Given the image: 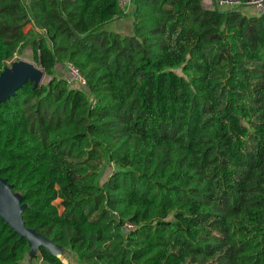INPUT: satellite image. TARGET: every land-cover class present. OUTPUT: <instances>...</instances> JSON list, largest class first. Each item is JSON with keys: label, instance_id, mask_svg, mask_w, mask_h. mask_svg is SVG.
<instances>
[{"label": "trees", "instance_id": "trees-1", "mask_svg": "<svg viewBox=\"0 0 264 264\" xmlns=\"http://www.w3.org/2000/svg\"><path fill=\"white\" fill-rule=\"evenodd\" d=\"M204 5L133 0L123 36L118 0H0V72L30 46L49 78L0 106L28 227L101 264H264V12ZM37 248L0 215V264H71Z\"/></svg>", "mask_w": 264, "mask_h": 264}, {"label": "water", "instance_id": "water-1", "mask_svg": "<svg viewBox=\"0 0 264 264\" xmlns=\"http://www.w3.org/2000/svg\"><path fill=\"white\" fill-rule=\"evenodd\" d=\"M204 7L206 6L204 5ZM45 75L42 67L27 61L14 62L11 66L4 67L0 72V106L15 95L28 81H32L34 87L41 84ZM25 207L20 195L13 192L12 185L7 178L0 174V215L2 219L8 222L21 236L28 238L32 246V253L34 252L33 247L43 245L49 252L58 255L56 252L58 244L26 225L23 216Z\"/></svg>", "mask_w": 264, "mask_h": 264}, {"label": "rangeland", "instance_id": "rangeland-1", "mask_svg": "<svg viewBox=\"0 0 264 264\" xmlns=\"http://www.w3.org/2000/svg\"><path fill=\"white\" fill-rule=\"evenodd\" d=\"M208 2H210V0H208ZM210 4V3H209ZM245 13L247 15H251L252 13L250 12L249 9H245ZM134 17L132 14L127 13V15H124L122 17L117 18L116 20H114L112 23H110L108 25V28L114 32L120 33L123 36H132L135 34V27H134ZM30 30V26L27 25L24 27V32L27 33ZM12 60V64L14 62H19V61H27V62H31L34 65L41 67L40 65H38L36 63V61L34 60L33 57V51L32 48L30 46H27L25 48L19 49L16 54L14 55V57L11 59ZM11 64V65H12ZM59 75L64 76L66 74V70L65 67L63 65L59 66ZM49 78L47 75H45L41 81V83L48 81ZM95 103V102H94ZM114 168V164L113 163H107L104 167V171H103V175L101 177V182L103 183L111 174V171ZM115 168L117 169V166L115 164ZM57 203L61 202V199H57L56 200ZM62 210V208H61ZM57 250L56 252L58 253V257L62 260L63 263H67L66 259H64V255L67 256L68 261H71V264H101L99 263L97 260L87 257V256H83L79 253H76L75 251L71 250L70 248H65L62 249V247L60 245H57ZM33 251L37 252L38 248L35 246L33 247ZM55 251V250H52ZM31 256V255H30ZM24 258L23 264H26L29 261V257ZM40 263V261H39ZM38 263V264H39ZM40 264H48L45 261H41Z\"/></svg>", "mask_w": 264, "mask_h": 264}, {"label": "built area", "instance_id": "built-area-1", "mask_svg": "<svg viewBox=\"0 0 264 264\" xmlns=\"http://www.w3.org/2000/svg\"><path fill=\"white\" fill-rule=\"evenodd\" d=\"M119 6L123 13L127 14L133 10V0H118ZM215 6L223 10L241 9L245 13V9H249L252 14L258 15L264 12V0H215ZM39 32L44 33L46 30L37 28ZM12 59V58H11ZM6 61V66H11L12 60ZM5 66V67H6ZM66 74L64 79L71 87L82 88L87 85V80L81 68L72 61H66L64 64ZM114 173V168L111 174ZM110 174V175H111ZM137 228V224L127 221L124 225L126 231Z\"/></svg>", "mask_w": 264, "mask_h": 264}, {"label": "crops", "instance_id": "crops-1", "mask_svg": "<svg viewBox=\"0 0 264 264\" xmlns=\"http://www.w3.org/2000/svg\"><path fill=\"white\" fill-rule=\"evenodd\" d=\"M203 2H204L205 5H208V6L212 4V0H210V2H208V0H203ZM28 25L30 26V28H32V24H28ZM64 259H66V262L68 263V259H67V257L65 255H64ZM41 261L42 260H40V263H41Z\"/></svg>", "mask_w": 264, "mask_h": 264}]
</instances>
